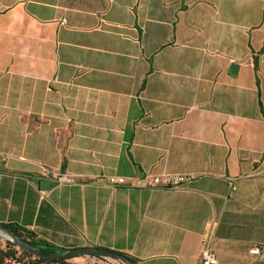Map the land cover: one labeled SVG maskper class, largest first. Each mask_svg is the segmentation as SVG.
Returning <instances> with one entry per match:
<instances>
[{
    "label": "crops",
    "instance_id": "crops-1",
    "mask_svg": "<svg viewBox=\"0 0 264 264\" xmlns=\"http://www.w3.org/2000/svg\"><path fill=\"white\" fill-rule=\"evenodd\" d=\"M0 224L135 264H264V0H0Z\"/></svg>",
    "mask_w": 264,
    "mask_h": 264
},
{
    "label": "trees",
    "instance_id": "trees-1",
    "mask_svg": "<svg viewBox=\"0 0 264 264\" xmlns=\"http://www.w3.org/2000/svg\"><path fill=\"white\" fill-rule=\"evenodd\" d=\"M6 226L16 237L30 242L34 247H36L40 251L52 253L54 255H63L68 252V250L57 248L42 240H38L32 233L24 230L18 225L8 224ZM14 247L15 245L10 243L8 244L5 250L0 248V264H12V262H15L17 264H70L69 261L71 259H42L37 258L25 251L23 256L18 257L17 251L14 249ZM115 253L125 256L129 261H131L132 264H135L134 259L130 256L120 252Z\"/></svg>",
    "mask_w": 264,
    "mask_h": 264
},
{
    "label": "built area",
    "instance_id": "built-area-1",
    "mask_svg": "<svg viewBox=\"0 0 264 264\" xmlns=\"http://www.w3.org/2000/svg\"><path fill=\"white\" fill-rule=\"evenodd\" d=\"M65 23V20L63 21ZM11 155L7 154L2 156V159L5 160L10 158ZM43 174L45 176L52 174V172L48 169L43 170ZM192 177L189 176H181L175 174H164L160 176H151V187L154 188H172L181 186L184 183L190 181ZM106 182L112 187H125L128 185H132L133 181L126 177H116V176H109L106 178ZM262 251V248L258 245L253 246L250 249V253L253 255H259ZM200 264H218V260L215 256V253L208 247L206 248L201 255Z\"/></svg>",
    "mask_w": 264,
    "mask_h": 264
},
{
    "label": "water",
    "instance_id": "water-1",
    "mask_svg": "<svg viewBox=\"0 0 264 264\" xmlns=\"http://www.w3.org/2000/svg\"><path fill=\"white\" fill-rule=\"evenodd\" d=\"M231 73L235 74L236 71L232 70ZM0 233H2V235L6 236L8 239L12 240V242L15 243L16 245L20 246L25 252L30 253L37 258L73 259L76 257L86 255V256H93L99 258H111L119 261L122 264H132L131 261H129L125 256L101 248H93V247L78 248L74 250H68V252L63 255H54L52 253L40 251L36 247H34L30 242L21 239L19 237H16L14 234L11 233V231L7 226L2 224H0Z\"/></svg>",
    "mask_w": 264,
    "mask_h": 264
},
{
    "label": "rangeland",
    "instance_id": "rangeland-1",
    "mask_svg": "<svg viewBox=\"0 0 264 264\" xmlns=\"http://www.w3.org/2000/svg\"><path fill=\"white\" fill-rule=\"evenodd\" d=\"M10 243L15 245L14 249L17 251L18 257L24 255V250L20 246L16 245L15 243L12 242V240L8 239L6 236H4V235H2V233H0V248L5 250L8 246V244H10ZM12 264H17V263L12 262ZM70 264H72V263H70ZM90 264H93V263H90Z\"/></svg>",
    "mask_w": 264,
    "mask_h": 264
}]
</instances>
